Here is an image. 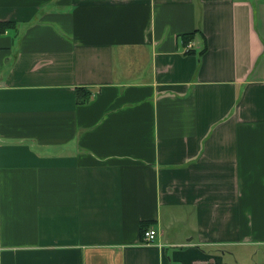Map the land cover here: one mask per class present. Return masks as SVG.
<instances>
[{"label":"crops","instance_id":"crops-1","mask_svg":"<svg viewBox=\"0 0 264 264\" xmlns=\"http://www.w3.org/2000/svg\"><path fill=\"white\" fill-rule=\"evenodd\" d=\"M0 22V264H264V0Z\"/></svg>","mask_w":264,"mask_h":264},{"label":"trees","instance_id":"trees-1","mask_svg":"<svg viewBox=\"0 0 264 264\" xmlns=\"http://www.w3.org/2000/svg\"><path fill=\"white\" fill-rule=\"evenodd\" d=\"M11 26H13V24L12 23H9V22H0V32H4L5 30H7L8 28H10ZM191 36H185V41H186V43H188L189 41H191ZM80 91H83V88H81L80 89ZM86 98V99H84L83 101H86L87 100V97H89V93L88 94H86V95H84L83 96V98ZM82 98V99H83ZM145 229V228H144ZM143 229V230H144ZM145 232V231H144ZM143 232V233H144Z\"/></svg>","mask_w":264,"mask_h":264},{"label":"built area","instance_id":"built-area-1","mask_svg":"<svg viewBox=\"0 0 264 264\" xmlns=\"http://www.w3.org/2000/svg\"><path fill=\"white\" fill-rule=\"evenodd\" d=\"M157 234H158V232L155 229L151 228L145 232L143 241L146 244H151L155 241Z\"/></svg>","mask_w":264,"mask_h":264}]
</instances>
